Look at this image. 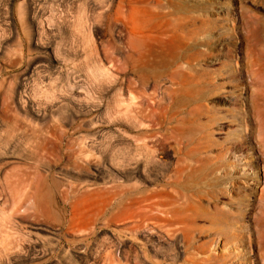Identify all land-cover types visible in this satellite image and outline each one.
<instances>
[{
  "label": "rangeland",
  "instance_id": "374dc122",
  "mask_svg": "<svg viewBox=\"0 0 264 264\" xmlns=\"http://www.w3.org/2000/svg\"><path fill=\"white\" fill-rule=\"evenodd\" d=\"M0 264H264V0H0Z\"/></svg>",
  "mask_w": 264,
  "mask_h": 264
},
{
  "label": "bare ground",
  "instance_id": "6f19581e",
  "mask_svg": "<svg viewBox=\"0 0 264 264\" xmlns=\"http://www.w3.org/2000/svg\"><path fill=\"white\" fill-rule=\"evenodd\" d=\"M134 204L135 203L132 200L129 202V211H130L131 222L129 223L128 230H129V233L131 235H133L135 233L136 229L137 228L139 229V227L142 226L143 224H144L143 225L144 227L148 225L146 223L147 219L141 213H139V214L136 213V208H135ZM149 206H151L152 208H157L159 206V202L158 201L151 202L149 204ZM144 215H147V213L145 212ZM154 218L158 219L159 217L155 216Z\"/></svg>",
  "mask_w": 264,
  "mask_h": 264
}]
</instances>
